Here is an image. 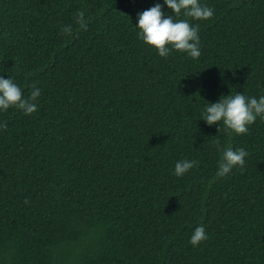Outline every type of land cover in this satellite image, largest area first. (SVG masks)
Masks as SVG:
<instances>
[{
    "label": "trees",
    "instance_id": "trees-1",
    "mask_svg": "<svg viewBox=\"0 0 264 264\" xmlns=\"http://www.w3.org/2000/svg\"><path fill=\"white\" fill-rule=\"evenodd\" d=\"M199 2L212 18L174 17L200 26L193 59L138 38L164 0H0V77L40 89L34 113L0 110V264H264V119L243 135L202 119L264 95V0ZM216 138L248 152L242 170L215 177ZM180 160L199 164L178 177Z\"/></svg>",
    "mask_w": 264,
    "mask_h": 264
},
{
    "label": "clouds",
    "instance_id": "clouds-1",
    "mask_svg": "<svg viewBox=\"0 0 264 264\" xmlns=\"http://www.w3.org/2000/svg\"><path fill=\"white\" fill-rule=\"evenodd\" d=\"M164 4L171 9L172 14L165 16L162 5L154 6L137 14L136 27L139 29L138 38L147 45L154 47L161 57H167L174 49L187 53L191 58L198 59L201 55L199 24L193 25L189 19H174L183 15L192 20H207L213 17L214 9L203 5L199 0H164ZM76 30L75 36H79L80 30L87 31L88 18L83 11H78L74 17ZM62 32L69 36L74 34L71 24L64 26ZM30 95L23 97L21 88L13 82L12 78L0 77V110L6 111L9 107L22 110L24 114H32L37 111L34 101L40 95V89L32 85ZM203 120L208 125L219 124L228 135L235 133L243 135L248 132V126L253 124L257 117L264 119V95L259 99L246 97L242 93L224 95L215 103L205 106L202 114ZM218 127V128H219ZM0 128L6 130L7 123L0 124ZM218 130V129H217ZM213 146L221 154L218 161L216 178L226 177L233 168L243 169L248 152L244 148L233 150L231 146H223L219 138L213 140ZM197 160H180L174 167V175L180 177L198 165ZM211 183V182H210ZM25 203H28L26 200ZM203 225L197 226L190 237V243L197 246L207 239Z\"/></svg>",
    "mask_w": 264,
    "mask_h": 264
}]
</instances>
